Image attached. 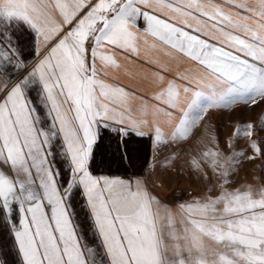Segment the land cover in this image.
I'll use <instances>...</instances> for the list:
<instances>
[{"label":"snow or ice","instance_id":"snow-or-ice-1","mask_svg":"<svg viewBox=\"0 0 264 264\" xmlns=\"http://www.w3.org/2000/svg\"><path fill=\"white\" fill-rule=\"evenodd\" d=\"M121 60L155 69L156 91L110 77ZM261 102L264 0H0V221L16 264H264V178L234 179L245 163L264 173V119L237 122L228 153L208 131L212 113ZM133 137L150 152L139 173L94 174L105 140L122 164ZM161 155L165 170L186 156L207 192L164 204L147 183Z\"/></svg>","mask_w":264,"mask_h":264},{"label":"crops","instance_id":"crops-1","mask_svg":"<svg viewBox=\"0 0 264 264\" xmlns=\"http://www.w3.org/2000/svg\"><path fill=\"white\" fill-rule=\"evenodd\" d=\"M17 42L21 45L22 55L28 56V51L25 50L26 45L24 41L18 40ZM151 54L152 53L142 49V55ZM121 63L122 67L120 70L108 69L109 76L114 77L116 82L123 86L138 87L140 89V94L144 95L145 97L150 96L154 91H156V87L150 83V79L143 78L145 76L150 77L151 72L155 71V69L151 68L149 64L136 63L129 65L124 60H121ZM190 67H192V65L188 61L182 62L179 67H177L175 64H172L171 71L169 74H167L166 79H171L177 72H183L186 68ZM129 72L136 73V78L133 79L129 75ZM136 103L138 104L139 101ZM109 145H112L111 140H105V142L99 146L97 159L93 165L94 174L121 175L127 177L133 173H139L141 168L144 167L148 162L150 152L147 141L133 137L132 142L123 148V151L126 152L127 155L125 156L124 162L122 164L117 158L112 156V147H109ZM162 159L163 155L157 156L155 171L152 172L149 170L147 183L154 194L164 204L169 205L165 200L164 193V189H167L162 182V179H164V172H167V170L163 169L160 165V161ZM180 163L181 160H177L174 167H178ZM171 185L173 186L174 182H172ZM74 209L77 213V222L81 225V231L83 232L87 226L85 210L79 204L74 205ZM87 236H91L90 231L87 233ZM4 261H7V264H16L17 256L13 236L11 235L8 227H6L5 224L0 221V264H4Z\"/></svg>","mask_w":264,"mask_h":264},{"label":"rangeland","instance_id":"rangeland-1","mask_svg":"<svg viewBox=\"0 0 264 264\" xmlns=\"http://www.w3.org/2000/svg\"><path fill=\"white\" fill-rule=\"evenodd\" d=\"M211 121H208L214 127L208 129L209 133H215L219 137L220 147L228 153V149L225 147V143L233 133V127L237 122H253L259 123L261 119H264V102L257 104L253 107H237L235 111L226 112H214L211 114ZM203 134V130L197 133V137ZM207 143V138L205 139ZM190 145H182L183 149H187ZM237 148L246 147V143L241 141L236 145ZM181 163L178 167H174L172 170L164 172V179H162L164 189L165 200L167 203L175 209L178 203L184 201H190L193 197L203 196L207 192V184L201 179L197 178L192 170L185 165L181 170V164L187 160L186 156H182ZM260 162L257 161L256 164ZM253 176H261L264 178V173H261L259 168H256L252 163H245L242 165L239 176L234 177L236 186L241 183L255 184ZM174 182L172 186L171 183ZM217 193H212L216 195Z\"/></svg>","mask_w":264,"mask_h":264}]
</instances>
